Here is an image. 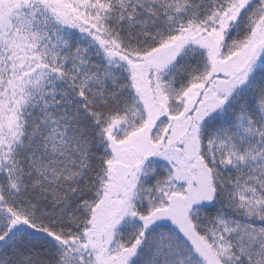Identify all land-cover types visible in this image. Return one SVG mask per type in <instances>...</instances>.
<instances>
[{
    "label": "snow or ice",
    "instance_id": "6c2138e0",
    "mask_svg": "<svg viewBox=\"0 0 264 264\" xmlns=\"http://www.w3.org/2000/svg\"><path fill=\"white\" fill-rule=\"evenodd\" d=\"M0 264H264V0H0Z\"/></svg>",
    "mask_w": 264,
    "mask_h": 264
}]
</instances>
